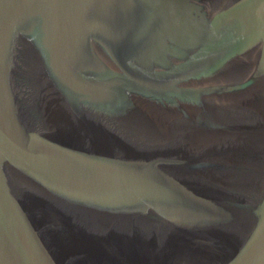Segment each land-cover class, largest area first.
Segmentation results:
<instances>
[{
  "label": "water",
  "instance_id": "95a60500",
  "mask_svg": "<svg viewBox=\"0 0 264 264\" xmlns=\"http://www.w3.org/2000/svg\"><path fill=\"white\" fill-rule=\"evenodd\" d=\"M0 264H264V0H0Z\"/></svg>",
  "mask_w": 264,
  "mask_h": 264
}]
</instances>
